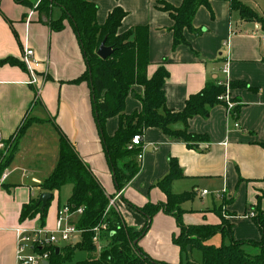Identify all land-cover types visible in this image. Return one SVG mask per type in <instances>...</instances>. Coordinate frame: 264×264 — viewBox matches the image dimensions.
<instances>
[{
  "label": "crops",
  "instance_id": "obj_1",
  "mask_svg": "<svg viewBox=\"0 0 264 264\" xmlns=\"http://www.w3.org/2000/svg\"><path fill=\"white\" fill-rule=\"evenodd\" d=\"M25 1L0 0V61L14 58L21 63L0 64V139L4 142L12 139L26 118L34 119L18 140L17 151L5 169L8 176L0 189V264H16L15 228L18 225L41 224L39 214L21 222L20 213L23 205L40 196V185L56 167L62 134L90 166L107 194L113 197L118 193L94 117L90 87L85 81L71 83L86 70L76 33L68 21L64 22L63 30H52L50 21L61 17L60 7L54 6L51 15L46 16L37 9L38 0ZM86 1L97 5L99 25H104L111 12L120 7L126 15L119 33L135 27L149 29L147 75L153 77L161 66L168 71L164 89L170 110L181 112L190 96L201 92L208 83H218L228 77L240 84L232 89V99L238 106L235 115L229 114L226 103H222L210 107L206 116L197 115L189 120L188 132L207 136L195 148L159 128L145 130L143 159L139 160L137 155L132 158L139 170L121 190L113 208L135 230L150 223L139 242L141 249L151 258L170 264H179L187 258L173 242L180 231L174 215L161 210L149 219L138 210L148 204L167 202L159 183L169 175L172 159L178 162L183 176L171 182V192L194 194L181 205L186 225L224 222L232 229L235 240L259 241L262 234L250 214L259 200L264 210L262 25L243 18L230 0H210L209 6L198 9L193 29L185 31L187 42L174 45L171 30L174 21L161 7L165 3L177 8L184 0ZM238 1L264 18V0ZM31 11L34 13L29 16ZM26 48L33 49L41 62L36 88L28 84L30 75L22 64ZM227 65L229 71L225 76L222 70ZM143 94L142 86H134L126 98V114L142 110ZM120 124L119 116L108 118L106 134L113 137ZM172 128L182 130L185 126L177 122ZM61 190L52 194L43 225L50 230L56 227L59 210L66 205L72 185L67 187L64 204L60 201ZM218 235L222 244L230 243V238L222 233L212 238ZM75 241L73 244L79 242ZM212 241L217 243L215 239ZM246 251L258 254L260 249L247 246Z\"/></svg>",
  "mask_w": 264,
  "mask_h": 264
},
{
  "label": "trees",
  "instance_id": "obj_2",
  "mask_svg": "<svg viewBox=\"0 0 264 264\" xmlns=\"http://www.w3.org/2000/svg\"><path fill=\"white\" fill-rule=\"evenodd\" d=\"M16 1L26 2L25 0ZM230 1L232 7L237 9L243 18L259 22L264 28V18L258 13L238 0ZM209 4L210 0H184L177 8L165 3L162 5L161 9L169 12L174 21L171 29L174 45L187 42L185 31L193 29V20L198 9ZM54 6L62 9V15L50 21L52 30H63L64 22L68 21L80 43L86 70L71 83L85 81L90 87L94 117L118 191L122 190L139 170V166L132 159L139 149H128V144L134 135H143L146 129L156 127L172 138L185 141L189 147L195 148L196 144L207 140L206 135L188 132V122L194 116H206L210 107L224 104L219 99L225 93L223 85L208 83L201 92L190 96L181 112H174L167 107L166 103L164 85L169 75L168 71L161 66L153 77L148 78L147 75L150 63L147 27H135L125 33H119L118 29L126 15L120 7H116L111 12L104 25H99L97 5L86 0H41L37 9L44 12L46 16H50ZM105 38H107V45L113 48L114 53L102 59L98 56L97 50ZM7 63L21 64L14 58L0 61V64ZM136 85L144 88V94L140 97L142 110L128 115L125 112L126 98ZM238 86H240L239 83L231 82L232 89ZM35 92L37 99L38 91ZM237 111L236 105L232 114L235 115ZM113 116H119L121 124L116 134L109 137L105 131V123ZM33 121L34 119L26 118L16 131L15 137L5 141L7 149L0 160V175L12 161L17 151L18 140ZM177 122L183 123L185 128L174 130L172 125ZM170 167L169 175L159 183L167 195V202L160 205L148 204L138 210L145 213L149 219L161 210L176 217L180 231L174 236L173 242L179 246L181 254L187 257L179 264H264V210L261 209V201L259 200L253 212L254 220L262 234L259 241L235 240L232 229L224 222L220 225H186L183 221L184 210L181 205L192 199L194 194L193 192L183 194L171 192V182L182 177L183 173L174 159L171 160ZM68 184L72 185V193L66 205L70 206L71 211L83 208V213L74 220L75 226L83 232L76 244L70 243L59 247V251H57L58 246L52 247L50 264L71 261L77 250L86 251L88 257L77 261L76 264H170L151 258L139 246L140 240L149 230V222L141 230H135L127 226L113 208L106 212L111 196L107 194L90 166L79 156L72 143L62 134L58 163L40 188L42 193L53 194ZM51 200L42 210L39 197L31 199L29 203L23 205L20 221L34 218L39 214L40 226H43L46 223ZM103 223L107 225V228L104 230L100 228L102 249L98 251L93 237L95 228ZM217 233H222L224 237L228 236L230 243H223L220 246L208 244V240ZM247 246L258 247L260 252L250 254L246 251ZM193 249L201 251V263L188 259V254Z\"/></svg>",
  "mask_w": 264,
  "mask_h": 264
},
{
  "label": "built area",
  "instance_id": "obj_3",
  "mask_svg": "<svg viewBox=\"0 0 264 264\" xmlns=\"http://www.w3.org/2000/svg\"><path fill=\"white\" fill-rule=\"evenodd\" d=\"M37 6L38 5H36V7ZM33 13L34 11H31L29 16H32ZM22 62L30 75L28 84L36 88L39 84L38 68L40 67L41 62L36 58L33 49H25ZM222 71L223 74L227 76L229 71L228 65L224 67ZM218 84L225 87V93L220 96L219 99L226 103L228 113L232 114L233 109L236 107V102H234L232 99L231 80L226 77L222 81H218ZM36 91L38 90L36 89ZM6 149V143L0 139L1 157L3 153H6ZM128 149H139L137 157L139 160H142L145 150V147L143 146V135H134L130 143L128 144ZM7 176L8 172L7 170H4L0 175V189ZM204 193H207V191H204ZM121 194L122 191L120 190L116 195L110 198L106 212L109 209L116 207V203L120 199ZM82 213V207L78 208L75 211H71L69 205L63 206L59 210L56 227L53 230L47 229L40 225L36 227H25L23 225H18L15 228L17 235L16 264H50L52 247H59L58 244L61 241L73 243L75 240H80L83 230H80L75 226L74 220L76 216H79ZM250 216H254V213L251 212ZM100 228L104 230L107 228V225L103 223L101 226L95 228L93 242L97 245L98 251H101L102 249Z\"/></svg>",
  "mask_w": 264,
  "mask_h": 264
},
{
  "label": "rangeland",
  "instance_id": "obj_4",
  "mask_svg": "<svg viewBox=\"0 0 264 264\" xmlns=\"http://www.w3.org/2000/svg\"><path fill=\"white\" fill-rule=\"evenodd\" d=\"M40 1L41 0H38V4L37 5L40 4ZM67 187H71V185L68 184V185L65 186L64 189L61 190L60 201L62 202V204H64L66 202V199H67V195H68ZM214 239L217 242L216 244L213 243V241H212ZM219 240H221V236L220 235L216 236V238L215 237L214 238H211L210 240H208L207 243L208 244H212V245L214 244L216 246L217 245L220 246L222 243ZM68 244H69V242H62L61 241L58 245H59V247H64V246H66ZM87 257H88V253L86 251L77 250L75 252V254H74L73 259L71 261H68V262H65V263H62V264H76L77 261L84 260ZM189 257H190L191 260H194L197 263H201L202 262V253H201V251L199 249H193L189 253Z\"/></svg>",
  "mask_w": 264,
  "mask_h": 264
},
{
  "label": "water",
  "instance_id": "obj_5",
  "mask_svg": "<svg viewBox=\"0 0 264 264\" xmlns=\"http://www.w3.org/2000/svg\"><path fill=\"white\" fill-rule=\"evenodd\" d=\"M106 42H107V38H105L101 42L97 50L98 56L101 57L102 59H106L114 53L113 48L111 46H108ZM52 196H53L52 193H48V192H43L40 194L39 203H41L42 210L46 207L48 201L52 199ZM188 249H190V247H188ZM57 251H59V248H57ZM45 264H48V263H45Z\"/></svg>",
  "mask_w": 264,
  "mask_h": 264
}]
</instances>
